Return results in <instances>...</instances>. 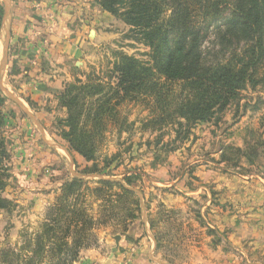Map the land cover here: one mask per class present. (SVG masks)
Listing matches in <instances>:
<instances>
[{
    "label": "rangeland",
    "instance_id": "obj_1",
    "mask_svg": "<svg viewBox=\"0 0 264 264\" xmlns=\"http://www.w3.org/2000/svg\"><path fill=\"white\" fill-rule=\"evenodd\" d=\"M0 4L4 6L0 47V71L5 65L3 86L13 97L23 99L14 84L13 77L20 73L15 61L8 66L10 36L4 46V0ZM90 29L95 32L91 53L84 58L82 70L66 84L76 79L86 82L89 75L108 82L105 77L121 54L152 65L151 50L121 18L108 13ZM6 97L2 112L9 162L8 185L2 197L10 204L0 209V264H26L33 256L28 241L35 239L46 222L62 183L87 176L120 181L135 191L136 197L127 203L138 199L139 209L133 220L124 219V211L115 210L118 216L106 222L103 211L108 203L91 194L85 197L96 224L89 246L80 251L74 264L80 263L83 252L101 249L103 238L109 239V244L115 243L117 235L138 241L144 224L156 239L158 258L166 264H264L263 88H246L218 120L193 126L183 141L170 126H147L152 113L147 99L124 101L117 109L119 121L108 124L98 143L95 161L72 151L62 138L68 113L59 100L56 116L42 118L47 130L43 136L25 110ZM24 106L29 105L24 101ZM127 177L130 184L124 180ZM83 180L92 189L102 181ZM115 205L124 206L122 202ZM49 260L44 264H50Z\"/></svg>",
    "mask_w": 264,
    "mask_h": 264
},
{
    "label": "trees",
    "instance_id": "obj_2",
    "mask_svg": "<svg viewBox=\"0 0 264 264\" xmlns=\"http://www.w3.org/2000/svg\"><path fill=\"white\" fill-rule=\"evenodd\" d=\"M97 3L121 18L151 50L152 65L121 54L105 77L108 82L89 75L86 82L76 79L65 85L58 96L68 113L61 136L87 161H95L98 143L108 124L119 121L117 109L124 101L147 99L152 112L147 126H170L183 141L193 126L218 120L240 100L246 88L264 89V0ZM3 15L4 6L0 4V47ZM6 99L0 89V209L10 204L2 197L8 185L9 162L2 112ZM237 153L243 154L241 149ZM124 180L131 182L130 177ZM85 184L78 178L62 183V192L46 222L35 239L28 241L33 256L25 260L26 264H44L46 258H50V264H74L78 260L80 251L89 246L96 224L89 203L85 204L89 194L108 203L103 211L106 222L118 216L115 210L124 211V219L137 217L138 199L127 203L136 193L120 181L102 180L94 189ZM121 202L124 206H114Z\"/></svg>",
    "mask_w": 264,
    "mask_h": 264
},
{
    "label": "crops",
    "instance_id": "obj_3",
    "mask_svg": "<svg viewBox=\"0 0 264 264\" xmlns=\"http://www.w3.org/2000/svg\"><path fill=\"white\" fill-rule=\"evenodd\" d=\"M10 6L8 66L15 61L20 73L13 77L14 84L24 94L26 107L44 136L47 130L42 118L56 116L61 108L57 96L82 70L84 58L91 53V25L108 13L96 0H10ZM142 227L138 241L121 235L114 254L116 243L103 238L102 248L83 252L79 264H166L158 258L157 242L147 233L148 226Z\"/></svg>",
    "mask_w": 264,
    "mask_h": 264
},
{
    "label": "water",
    "instance_id": "obj_4",
    "mask_svg": "<svg viewBox=\"0 0 264 264\" xmlns=\"http://www.w3.org/2000/svg\"><path fill=\"white\" fill-rule=\"evenodd\" d=\"M4 4H5V18H4V26H3V28H4L3 29L4 30L3 42H4V46H6L9 42V36H10V23H11V20H10V10H11L10 0H4ZM94 35H95V32L91 31L90 36L94 37ZM4 75H5V65L3 64L1 71H0V89L4 92L5 95L12 98L16 102V104H18L20 107H22L25 110L26 114L33 121L36 122L37 126L40 127V124L35 120L30 109L24 106L22 100L20 98L13 97L12 94L4 88V86H3ZM83 179H86V180H94V179L113 180V178H107L105 176H87V177H84ZM120 240H121L120 235L115 236L116 246H115V248H113V251H112L113 254L118 251V246L120 244Z\"/></svg>",
    "mask_w": 264,
    "mask_h": 264
}]
</instances>
